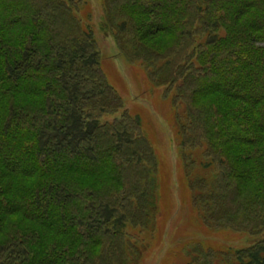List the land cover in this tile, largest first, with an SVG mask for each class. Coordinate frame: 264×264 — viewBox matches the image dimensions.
Wrapping results in <instances>:
<instances>
[{"label":"trees","instance_id":"obj_1","mask_svg":"<svg viewBox=\"0 0 264 264\" xmlns=\"http://www.w3.org/2000/svg\"><path fill=\"white\" fill-rule=\"evenodd\" d=\"M102 2L118 52L186 107L193 207L253 238L172 264H264V0ZM82 3L0 0V264H138L152 229L154 152L138 117L101 121L122 102Z\"/></svg>","mask_w":264,"mask_h":264},{"label":"rangeland","instance_id":"obj_2","mask_svg":"<svg viewBox=\"0 0 264 264\" xmlns=\"http://www.w3.org/2000/svg\"><path fill=\"white\" fill-rule=\"evenodd\" d=\"M102 4V0H83L79 10L93 31L100 68L122 102L120 110L104 114L101 121H112L124 111L138 117L157 165V213L152 229L143 237L144 249L138 264L184 262L189 257L186 251L199 241L205 248L216 251L251 244L253 238L246 233L231 228L208 227L203 215L193 207L177 121V115L184 119L186 107L181 100L175 101V86L153 83L141 63L127 60L118 52L112 34L103 27ZM199 154L198 148L195 155ZM195 163L193 172L204 170Z\"/></svg>","mask_w":264,"mask_h":264}]
</instances>
